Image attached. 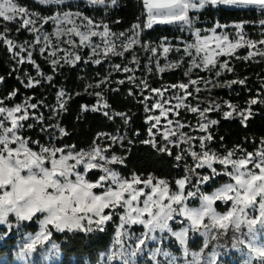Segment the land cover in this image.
<instances>
[{
	"label": "snow or ice",
	"instance_id": "snow-or-ice-1",
	"mask_svg": "<svg viewBox=\"0 0 264 264\" xmlns=\"http://www.w3.org/2000/svg\"><path fill=\"white\" fill-rule=\"evenodd\" d=\"M65 2L66 0H38L41 5L59 6ZM85 3L107 13L118 5V0H85ZM142 4L143 22H139L138 18V22L127 32L117 33L103 19L97 21L80 10H61L55 15L42 16L21 5L19 0H0V22H3L0 25V42L7 46L12 60L15 61L16 67L13 71H20L19 66L25 63L31 64L35 69V76L25 71L23 78L17 77L25 88H34L43 82L52 84L54 74L65 65L75 67L82 60L85 64L90 62L99 65L103 60L124 57L125 53H130L129 63L114 64L112 70L129 73L127 82L135 85L143 97L140 102L144 105L145 112L149 113L146 122L150 123L149 139L142 143L151 144L157 151L167 152L169 155L172 154L170 145L179 149L175 160L185 161V175L175 180L176 190L170 189L167 180L157 179L152 175L142 178L135 173L125 177L112 168L110 165L122 164L124 159L115 153L105 155L112 145L120 144L123 147L126 137L119 134L100 133L98 138H106L111 142L108 147L94 142L86 151L74 152V145L66 146L67 152L64 148L44 145H40L39 152L28 147V140L19 135L25 126L23 122L29 120L30 115L31 119L39 123H43L45 119L43 113L30 114V110L39 111L40 107H50L53 119L67 111L71 95L60 88L56 93V104L52 106L43 100L32 103L33 97H25L23 103L11 107L4 106L3 100H0V225L6 226L9 231L19 230L22 223L35 219L39 226L38 231L26 236L20 250L23 253L25 250L35 249L33 254L36 255L41 248L49 254L53 251L59 253L60 245L51 239L53 230L61 234H91L96 231L103 232L109 223H115L111 247L108 252L101 253L104 264H139L143 258H146V264H218L221 253L214 249L205 255L204 249L208 248L210 241L219 239L231 227L234 233H240V236L235 237L231 248H246L248 258L245 264H254V256L264 257V245L257 243L258 233L264 231V140H261V146L254 152L240 149L242 154L237 156V149H233L220 154L208 146L213 140L210 129L218 124V120L211 119L207 114L222 111V103L227 104L230 110L222 111L224 118L238 117L246 126L248 119L255 115L252 106L257 103L264 105V94L258 92L256 97L246 102L247 106L243 109L239 105L217 100H208V106L201 107L205 101L199 98V93L203 90L211 91L215 87L231 88L234 84L245 85L246 78L213 82L199 75L193 79L192 73L194 70L214 71L215 77L219 78L226 72H233L230 59L221 61L219 58L236 56L240 48H247L248 53L244 57L236 56L237 59L254 62L257 58L264 60V0H142ZM207 7L255 10L261 18L251 23L256 24L261 38H250L242 23L233 26L234 33L225 31L228 26L219 23L210 29H193L198 14ZM48 23L53 24L52 32L44 29ZM9 24L16 25V32L27 31L32 39L17 42L9 36L12 31ZM154 25H178L181 30L187 28L192 31L193 39L185 42L183 48L169 44L167 38H163L158 45L142 41L143 31L153 28ZM217 29L221 31L217 32ZM135 46L151 53L148 62L152 64L155 60L157 73L180 67L184 58L188 57V67L184 72L189 78L187 83L154 88L148 79L137 77L135 72L140 68V58L134 50ZM85 48L90 50L87 58L82 56ZM36 51L51 64L53 75L44 73L37 64L33 57ZM171 52L183 54L178 60L172 61L169 60ZM161 57L166 61L163 66L160 64ZM129 64L135 67H130ZM149 64L144 65L146 73L153 72ZM3 80L4 77H0V82ZM108 82L110 81L107 78L102 77L99 83L90 84L88 87L100 88ZM125 82L117 81L118 84ZM200 85H204V88ZM145 91L149 95H144ZM17 92L18 90H13L7 99L14 98ZM89 94L97 97V104L91 107L82 105L81 112L99 111L108 119L119 116L125 125L129 123L128 114L110 110L102 91ZM128 94L132 95L133 90L130 89ZM190 96L196 100L195 104L188 100ZM156 109L159 110V115L152 114ZM181 109L196 114L195 126L181 120L167 119L169 112L173 116H179ZM161 117L166 119L162 132L157 127ZM6 122L10 126H6ZM27 127L32 128L33 125L28 124ZM47 127L56 129L60 136L68 135L59 123ZM47 127L41 131H47ZM185 127L205 134L193 136L182 131ZM154 128L156 132H153ZM158 133L164 141L162 145L156 142ZM195 140L199 141V151L193 148L192 142ZM182 143L184 147H181ZM188 156L191 157V164L186 162ZM214 164L223 168L218 170ZM14 165H43L45 178L35 184L27 181L22 185L14 183L13 177L20 174V169ZM81 165L83 171L80 170ZM97 168L103 174L96 182H90L86 175L90 169ZM203 169L209 171H198ZM219 175L228 176L231 182L225 183L211 194H205L202 186ZM197 198L199 206L190 207L189 200ZM216 201L225 204L231 201V209L220 214L213 206ZM255 213L258 215H253ZM117 217L118 222L115 219ZM171 222L182 227L174 230ZM242 225L246 227V232L241 231ZM133 226H142L143 231H133ZM190 231L203 237V246L199 251L189 250ZM170 238L178 243L182 256L173 254L165 247Z\"/></svg>",
	"mask_w": 264,
	"mask_h": 264
},
{
	"label": "trees",
	"instance_id": "trees-1",
	"mask_svg": "<svg viewBox=\"0 0 264 264\" xmlns=\"http://www.w3.org/2000/svg\"><path fill=\"white\" fill-rule=\"evenodd\" d=\"M29 5L33 10L42 15L49 16L53 14L54 7L51 5H39L32 0H21ZM63 10L76 11L80 10L84 15L94 18L95 20L103 19L116 32H122L130 28V26L139 21L143 22L144 17L142 0H119L118 5L111 8L107 13L101 8H93L80 1H69L62 5ZM190 15H197L190 13ZM258 13L255 10H240L228 9L224 7L212 8L207 7L198 14V18L194 22V27L211 28L215 23H231L244 21L251 23L258 20ZM115 21H119L116 23ZM0 25L2 23L0 22ZM12 31L9 36L16 41L28 40L29 34L24 30L16 32L15 25L9 24ZM163 38L170 40L173 45H181L180 42H190L193 39L192 31L185 28L181 30L178 25H154L151 29H145L142 33L141 40L151 42L153 45H158ZM136 54L140 58V68L137 69L135 75L137 77L148 79L150 85L154 88H160L163 85H175L181 82H187L188 77L184 75L187 69V61L184 60L180 67L166 70L163 73H157L155 69V60L152 64L148 62L150 52H145L141 47L135 46ZM89 49L85 48L82 51V56L87 58ZM248 53L247 49L240 48L237 50L236 56L244 57ZM236 56L231 58L221 56V61L230 59V66L234 69L233 72H226L219 78L215 77V72H203L194 70L192 78L197 75L205 79H211L213 82L231 81L236 78L245 79L246 84H234L231 88L215 87L211 91L203 90L199 93V98L205 103L201 107L208 106V100L227 101L234 105H239L241 109L245 108L246 102L256 97L257 93L264 94V60L259 58L256 61H245L237 59ZM33 57L37 64L40 65L42 71L48 75H53L52 66L39 52L33 53ZM131 61V54L125 53L124 57H111L103 60L101 64L92 63L85 64L82 61L78 62L75 67L65 65L59 68L54 74V82L48 84L43 82L40 86L34 88H25L17 77L23 78V73L27 71L32 76L36 75V71L31 64L25 63L20 65V71H13L16 67L11 59V54L2 42H0V77H4L3 82H0V100L4 104L14 105L23 103L25 97H33L32 103L37 100H43L47 105L56 104V93L63 88L71 98L68 100L67 111L62 112L51 118V108L40 107L39 111L33 109L31 113L39 115L43 113L45 119L43 123H39L33 119L23 122L24 128L20 133L23 138L28 140V145L34 150H39L40 145L64 148L66 146H75L73 149L82 150L88 149L94 142L99 140L100 133L119 134L125 136L123 147L115 144L114 150L122 155L123 163L117 166V170L121 175L129 177L133 173L147 178L149 175L155 178L165 179L170 185L174 186L175 180L182 178L185 175L183 164L185 161L177 162L175 155L179 150L175 146H171V155L167 152H159L153 148L151 144H144L142 141L148 140V125L146 122V112L144 105L140 102L143 97L140 90L132 83L127 82L126 78L129 73H123L112 70L114 64H127ZM149 64L152 67V73H146L144 65ZM160 64L163 66L162 57ZM130 67L135 65L129 64ZM105 77L110 82L101 85L100 88H89L88 85H95L100 82L101 78ZM125 80L124 84H118L117 81ZM25 79V83H26ZM204 88V85H200ZM211 87V85H209ZM87 89V91H86ZM112 89H119L112 91ZM133 90V94L129 95V90ZM13 90H18L16 96L12 99H7ZM192 89L190 88L189 91ZM96 91H102L106 97L107 103L110 105V110L128 114L129 123L124 124L123 120L117 116L113 119H108L102 112L86 111L81 112V106L89 107L97 104V97L94 94ZM146 91L144 92V94ZM188 100L193 104L196 100L193 97H188ZM227 104L222 103V111H229ZM222 111L209 112L207 115L211 119L218 120V124L211 127L210 131L213 135L210 148L218 153H224L229 150L237 149V153L241 154L240 149L245 152L255 151L264 140V105L257 103L252 106V111L255 115L251 116L246 126L240 122V119L232 118L225 119ZM187 117L191 114L186 112ZM59 123L61 127L68 133L66 136H60L59 132L49 125ZM32 124V128L27 125ZM47 127V131H41ZM223 138V139H221ZM39 143H36V142ZM131 141V143H129ZM159 145L161 140L156 138ZM187 162V161H186ZM189 164V162H187ZM180 166H177V165ZM91 176V175H89ZM91 180H95L92 177ZM226 182L225 175L215 177L210 184L205 185L204 192L209 193L221 184ZM118 222V217L115 218ZM25 230L35 231L36 224L24 225ZM5 230L1 228L2 232ZM115 232V223H109L105 231H96L91 234L87 233H56L53 231L52 239L60 245L61 260L58 264H91L98 260L101 252L108 249L112 243ZM1 236V233H0ZM16 243V238L13 236L5 237L0 242V257H6L12 260L13 248Z\"/></svg>",
	"mask_w": 264,
	"mask_h": 264
},
{
	"label": "rangeland",
	"instance_id": "rangeland-1",
	"mask_svg": "<svg viewBox=\"0 0 264 264\" xmlns=\"http://www.w3.org/2000/svg\"><path fill=\"white\" fill-rule=\"evenodd\" d=\"M32 1H35L36 3H38V0H32ZM69 1H80V2H84L85 3V0H66V2H69ZM119 1V0H118ZM65 2V3H66ZM19 3L23 6H26L30 11H35L33 10L29 5L25 4L24 1L22 2L21 0H19ZM39 4V3H38ZM86 4V3H85ZM41 5V4H39ZM44 6H49V5H44ZM52 7H54V12L53 14L51 15H55L57 13V11H61L63 10L62 9V5H51ZM226 8V7H224ZM228 9H231V8H228ZM63 11H67V10H63ZM202 11V10H201ZM37 12V11H35ZM39 13V12H38ZM41 14V13H40ZM42 15V14H41ZM49 15V16H51ZM42 16H45V15H42ZM258 17H260V14L258 13ZM258 18V19H259ZM99 21V20H97ZM141 22V21H139ZM3 23V22H1ZM137 23V22H136ZM142 23V22H141ZM218 23V22H217ZM215 23V24H217ZM238 23H242L244 24V31L248 33V36L252 39H260V31L259 29L257 28L256 24L255 23H248V22H244V21H239V22H231V23H219L221 25H227L228 27L226 29H224L225 31H228L230 33H234L235 32V29H234V25L235 24H238ZM214 24V25H215ZM12 25H15V24H12ZM133 25V24H132ZM131 25V26H132ZM16 26V25H15ZM130 26V28H131ZM111 28V27H110ZM130 28H128L127 30L125 31H122V32H127ZM194 28H197V27H194V24H193V29ZM212 28V27H211ZM44 29L45 31H48V32H52L53 30V24L52 23H48L44 26ZM112 29V28H111ZM200 29H210V28H200ZM113 30V29H112ZM114 31V30H113ZM221 31V29H217V32ZM27 34H29L27 31H25ZM116 32V31H115ZM118 33V32H117ZM204 33H202L203 35ZM32 39V36L31 34H29V38L28 40L30 41ZM192 41V40H191ZM190 41V42H191ZM17 42H22V41H17ZM167 42L169 44H171L172 42L170 40H167ZM181 45H179L181 48H183V44L185 42H180ZM173 45V44H171ZM63 46V45H62ZM174 46H178V45H174ZM244 49H247V48H244ZM239 50V49H238ZM248 51V49H247ZM11 54V53H10ZM183 53H176V52H171L169 53V60H172V61H175V60H178L179 57L182 55ZM12 59V58H11ZM188 57H185L184 60L187 61L188 63ZM14 63L15 61L12 60ZM162 61H163V65L166 63V61L163 59L162 57ZM188 66V64H187ZM184 83H187V82H184ZM161 87H166V85H163ZM160 87V88H161ZM144 95H149V93L146 91V93ZM154 95V94H152ZM165 95H169V93H165ZM149 103H151V101H149ZM15 105V104H14ZM14 105H8V104H4V106H8V107H11V106H14ZM190 113V112H188ZM30 114H31V110H30ZM153 115H159V110L156 109L153 111L152 113ZM186 111H184L183 109L180 110V114L179 116H173V113L172 112H169L168 114V117L167 119H172V120H181L182 122L184 123H191L193 126H195L197 124V116L196 114H191L190 117H187L186 115ZM147 115H149V113H146V117ZM31 116V115H30ZM149 123L150 122H147V125H148V128H149ZM166 123V119L164 117H161V122H160V125H158L157 127L161 128V132L163 131V128L162 126ZM6 126H10V123L6 122ZM21 131V130H20ZM182 131H184L185 133H189L193 136H200V135H204L205 133H201V132H198V131H193L191 128H188V127H185ZM153 132H156V129L154 128L153 129ZM19 135H21V133L19 132ZM112 135V134H110ZM148 136H149V133H148ZM22 137V135H21ZM23 138V137H22ZM156 138H159L161 140V144L164 143L163 139H162V136L158 133L156 135ZM25 139V138H24ZM27 140V139H26ZM97 145H100L102 147H108V145L111 143L108 139L106 138H99V140L97 142H95ZM193 144V148L194 150H197L199 151V141L198 140H195L192 142ZM119 145V144H118ZM114 146L115 145H112L110 148H108V151L105 153V155H111L112 153H115L116 155L118 156H121V154H119L118 152H116L114 150ZM173 145H170L169 147H171ZM185 145L182 143L181 144V147H184ZM210 147V145H208ZM261 146V145H260ZM259 146V147H260ZM12 147H15V145H12ZM28 147H30L28 145ZM50 147V146H48ZM92 146H90L88 149H90ZM40 149V147H39ZM65 149V152H67V147H64ZM88 149H82V150H88ZM178 149V148H177ZM34 150V149H33ZM179 150V149H178ZM34 151H37L39 152V150H34ZM74 152H78L80 150H75L73 149ZM254 152V151H253ZM226 152L224 153H221V154H225ZM237 156L241 155V154H238L236 153ZM59 156V153L57 154V157ZM187 162H189V164L192 163V160H191V157L188 156L187 159H186ZM69 163H74V161H69ZM118 165H121V164H112L110 165L112 168H114L115 170H117V166ZM50 166V165H49ZM214 167H217L218 170H221L223 168V166L219 165V164H214ZM80 170L83 171V166L81 165L80 166ZM118 171V170H117ZM198 171H202V172H208L209 170L207 169H203V170H198ZM102 171L100 169H90L86 175V179H88L90 182H96L98 179H99V176L102 175ZM91 175V176H89ZM123 176V175H122ZM131 176V175H130ZM129 176V177H130ZM92 177H95V180H91ZM226 177V182L225 183H228V182H231L229 177L228 176H225ZM159 179V178H157ZM165 180V179H164ZM213 180V179H212ZM210 180L207 184L205 185H208L211 183ZM153 183H155V180L153 181ZM225 183L221 184L220 186H218L217 188L223 186ZM205 185L202 186V191L204 192V187ZM142 186V185H141ZM169 187L170 189L172 190H176V185L174 184V186L170 185L169 184ZM187 188L188 186L186 185V191H187ZM215 188V189H217ZM215 189H213L211 192L209 193H206L204 192L205 194H211L213 191H215ZM94 191H98V190H94ZM189 206L190 207H198L199 206V199H191L189 200ZM214 208L220 213V214H224L226 213L228 210L231 209V201H229L227 204L223 203L222 201H216L214 203ZM253 215H258V213H255ZM14 220V218H12ZM205 222H207V218L205 220ZM28 224H36L37 225V229L35 231H28V230H25V226L24 225H28ZM171 226L173 227L174 230H179L180 227H182V225L180 224H177L175 222H171ZM1 228H4L5 230H3L1 233V236H0V242L3 238L5 237H8V236H13L16 238V243L14 245V248H13V256H12V260H8L6 257H0V264H18L17 260L14 259V251L19 249L21 247V244L25 242V238L28 234H34L35 232L38 231V223L36 222V220L34 219L33 221H29V222H24L22 223V226L19 230H11L9 231L6 226H3V225H0V231H1ZM246 227L244 225L241 226V231L242 232H246ZM54 231V230H53ZM133 231H136V232H140V231H143V228L142 226H133ZM237 236H240V233H234V231L231 229V227L229 228V230L227 231L226 234L222 235L219 239L217 240H212L210 241L209 243V246L208 248L204 249V254L205 255H208L210 254L214 249L218 252L221 253V256L218 258V264H245V261L247 260V249L244 248L243 246H241V248L239 250L237 249H232L231 248V245L232 243L234 242V239L235 237ZM114 237V236H113ZM52 239V238H51ZM52 241L56 242L55 240L52 239ZM57 243V242H56ZM257 243L260 244V245H264V231H261L260 233H258L257 235ZM203 246V237H201L198 233H192L190 231L189 233V240H188V247H189V250L190 251H199L200 248ZM111 245L108 247L107 250L101 252V253H106L109 251ZM165 247H167L170 251L173 252V254L177 255V256H182V250L180 248V246L178 245V243L175 241L174 238H170L166 243H165ZM41 249L39 250L38 254H36L34 256V259L31 261V264H42V259H41ZM101 253L99 254L98 256V260L97 262L95 263H91V264H104V261H103V258L101 257ZM61 260V252L59 251V258L58 259H54L52 261V264H58ZM139 264H146V258H143L139 261ZM254 264H264V257H259V256H254Z\"/></svg>",
	"mask_w": 264,
	"mask_h": 264
},
{
	"label": "clouds",
	"instance_id": "clouds-1",
	"mask_svg": "<svg viewBox=\"0 0 264 264\" xmlns=\"http://www.w3.org/2000/svg\"><path fill=\"white\" fill-rule=\"evenodd\" d=\"M14 163V162H13ZM16 166V165H14ZM20 169L19 176L13 177V182L17 184H24L27 181L29 184H35L37 181L45 178V172L43 170L44 166H16ZM38 186V185H37ZM35 249L25 250L21 253L20 248L14 251V259L17 260L18 264H31V261L34 259ZM41 259L42 264H52L54 259L59 258V253L53 251L48 253L47 250L41 248Z\"/></svg>",
	"mask_w": 264,
	"mask_h": 264
}]
</instances>
